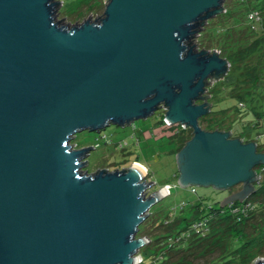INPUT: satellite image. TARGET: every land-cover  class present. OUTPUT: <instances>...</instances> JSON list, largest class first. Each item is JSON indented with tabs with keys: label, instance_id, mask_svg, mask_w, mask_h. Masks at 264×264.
Masks as SVG:
<instances>
[{
	"label": "water",
	"instance_id": "obj_1",
	"mask_svg": "<svg viewBox=\"0 0 264 264\" xmlns=\"http://www.w3.org/2000/svg\"><path fill=\"white\" fill-rule=\"evenodd\" d=\"M224 2L108 0L99 18L71 24L60 0H0V264H138L150 241L140 225L167 190L147 194L155 182L138 162L88 173L95 147L72 139L161 108L193 131L176 153L182 187L242 186L221 206L256 191L257 143L200 125L208 80L231 63L190 40Z\"/></svg>",
	"mask_w": 264,
	"mask_h": 264
},
{
	"label": "rangeland",
	"instance_id": "obj_2",
	"mask_svg": "<svg viewBox=\"0 0 264 264\" xmlns=\"http://www.w3.org/2000/svg\"><path fill=\"white\" fill-rule=\"evenodd\" d=\"M60 1L62 2V8L59 12L58 19L64 21L69 20L71 24L81 23L90 17L93 20L99 18L103 15L106 6L105 0ZM254 1L256 3L258 2L257 6L254 7L261 9L256 11L259 16L261 15V19L256 20L254 29L249 32L243 30L240 32H232L233 37L225 36L227 31L221 32L220 35L224 34L225 37L223 42H229L231 45H237V43L243 45L245 39L252 42L255 35L256 37L261 35L263 37L262 49L258 52H261L263 56L261 63L264 65V0ZM245 2L247 11L253 8L251 0H245ZM243 6L242 0H226V9H228V11L233 10V14L226 12V17L220 20L225 28H228L232 24V17L234 15L237 16L241 13H236L234 10L240 9V11H243L245 9ZM249 16H251V14ZM217 24L218 23H214V25ZM213 32L212 30L207 31L205 35L200 37L199 42L201 46H205V48L211 51H218L221 56H228L224 49L225 46H219L217 40L213 38ZM248 33L250 35L249 39H247ZM241 38H244L242 43L240 41ZM258 60V57L249 58L247 60V62H249L247 67L251 68L253 65H258ZM241 73L242 72L238 69L234 70L231 75L232 77L229 76L225 78L223 83H237L238 81L235 77H239ZM247 74L245 73L243 78H246ZM210 82H212V84L209 83L210 87L216 83L213 79H211ZM243 82L244 86L238 85L232 93L233 96L235 95V98L229 95L228 88H226L227 94H223L221 93L222 87H214L215 98L212 100L211 114L204 117V126L210 127V125H213L214 127L226 128L232 132V136L233 133L235 136L241 135L248 138L251 136L257 145H260L262 148V146H264V81L262 83L258 82L257 85H255L257 88H254L255 86H250L245 81ZM261 85L262 88H259ZM258 88L259 90L257 91ZM219 89H221L220 92H218ZM211 93H213V91ZM255 121L258 122L255 124ZM258 123L259 125H257ZM181 130H184L181 124L169 125L166 123L165 108H161L147 119L137 120L132 125H110L101 132L89 130L78 132L72 139V145L74 148H86L92 145L95 147L86 158L88 164L84 167V170H87L88 173L97 172L99 169H127L135 162H138L147 169L146 179L155 182V186L152 187L147 194L161 188L167 190L168 187L170 193L159 203L154 205V208L152 207L153 210L147 217L148 220L150 216H153L155 212L161 209L163 210L160 216H164L165 212H169V210L178 207V205L185 200H187L188 203L190 201H196L198 197L202 196L204 197L205 205H215L217 202L221 203L227 195V191L216 190L211 186H195L197 192H192L191 187H182L178 183L177 174L179 173V166L176 154H173V150L177 142H183V138L180 137ZM189 132L190 131H188V134H190ZM261 167L262 165L256 167L258 183H262L256 199L258 196L264 197V170H262ZM235 188L237 189L238 187ZM249 197L247 199H249ZM188 211L189 210L186 208L182 212L183 216L189 215ZM147 220L144 221V223L146 222L145 230L138 233V237H147V234L150 233L162 234L159 233L160 230H158L159 227L156 226V222H149ZM258 220L259 221L255 223L256 228L253 225L246 228L244 231L246 238L251 240L250 260L246 261L245 264H256L259 260H264V217L258 218ZM261 234L263 235L262 238L259 237ZM219 245L226 244L219 242ZM220 248V246L212 248L214 250L205 255H192L189 253L186 255L185 260L184 258H180L179 254H176V256L172 254L170 260L164 264H211L215 259L219 258ZM147 251L148 254L154 252L153 248H148ZM165 251L168 254V251ZM157 256L152 263H149L148 260L143 261L140 259L141 261L138 264H157L158 259L164 257V254Z\"/></svg>",
	"mask_w": 264,
	"mask_h": 264
},
{
	"label": "trees",
	"instance_id": "obj_3",
	"mask_svg": "<svg viewBox=\"0 0 264 264\" xmlns=\"http://www.w3.org/2000/svg\"><path fill=\"white\" fill-rule=\"evenodd\" d=\"M242 2L244 5L243 8L245 9H242L243 11H240V9L234 10L236 13H241L232 17V24L228 28H225L222 22H218L219 25L217 27H213L212 29V31H214L213 38L217 40L219 46H225L224 49H228L226 52V55L228 56H226V58L230 61L232 69H230L228 76H231L233 71L237 69L242 72L239 77H235L238 81L237 83L227 84L223 82H217L215 84V86L222 87V91L219 89L218 92L221 91V93L227 94L226 88H228L229 95L234 98L235 95L233 96L232 93L235 91V88L238 85L244 86L243 81H245L250 86H255L258 82L262 83L264 81V65L261 63L263 56L261 52H258L260 49H262L263 37L261 35L258 37L255 35L252 42L245 39L243 45L240 43H237V45H231L229 42H223L225 36L233 37L232 32H240L241 30L249 32L255 27L256 20H251L249 15L253 13L255 14L256 11L261 10L257 7H254L257 6L258 2L256 3L254 0H251V5L253 8L249 9L248 11L245 6V0H242ZM227 12L233 14V10ZM257 16L261 19V15L259 16L257 13ZM224 31H227L225 36L224 34L220 35V33ZM249 37L250 35L248 33L247 39H249ZM242 40H244V38H241V43ZM253 57H258V65H253L251 68H249L247 67L249 65L247 60ZM245 73H248L247 77L243 78ZM254 88H257V86ZM259 88H262V85ZM209 91H213L214 93L215 89L213 88L212 90L211 87ZM204 121L205 118L202 117L200 119V125L206 130L213 131L219 129L223 131H229L226 128L223 129L218 126L214 127L213 125H210V127H205ZM257 122L258 121H255L254 123L256 124ZM257 125H259V123ZM184 130V132L182 130L180 131V137L183 138V142H177V145L173 150V154H176L181 148H183L186 142L189 141L193 136V131L191 128ZM188 131H190V134H188ZM233 136L239 137L245 142L255 141L251 136L250 138L243 137L241 135L235 136L234 133ZM258 148L260 152H264V146L261 148V146L258 145ZM261 169L264 170V165H262ZM178 177L179 173L177 174V178ZM261 186L262 183L260 184V182L255 184L256 191L249 197V199H246L243 202L236 201L226 206H221L220 202H217L215 205H205L204 197L200 196L196 201H190L188 203L187 200L182 201L185 203V206L182 207L181 202L178 207L169 210V212H165V215L162 217L160 216V213L163 209L155 212L153 216H150L148 220H146L149 222H156V226L159 227L158 230H160L159 233L162 234H147V237L150 241L140 249L139 255L142 257L143 261L148 260L149 263H152V261L158 257L157 255L164 254V257L158 259L157 263L164 264L170 260L172 254L175 256L176 254H179L180 258H184L185 260L186 255L189 253L192 255H205L214 250L212 248L220 246V256L211 264H227L232 262L234 264H245L246 261L250 260L249 256L251 252V240L246 238L244 231L246 228H249L253 225L256 228L255 223L259 221L258 218L264 217V197L258 196L256 199V196L259 192L258 190L261 188ZM186 208L189 210V215L187 214L183 216L182 212ZM199 223H202V225L199 226ZM145 227L146 222L140 225L139 233L144 231ZM259 237L262 238L263 235L261 234ZM219 242H223V244L226 245H219ZM148 248H153L154 252L148 254ZM165 250L168 251V254Z\"/></svg>",
	"mask_w": 264,
	"mask_h": 264
},
{
	"label": "flooded vegetation",
	"instance_id": "obj_4",
	"mask_svg": "<svg viewBox=\"0 0 264 264\" xmlns=\"http://www.w3.org/2000/svg\"><path fill=\"white\" fill-rule=\"evenodd\" d=\"M225 2H226V0H225ZM225 2H224V8H226L225 7ZM228 11V9H226L224 12H222L221 14H218V15H216L215 17H213L212 19H209L207 22H205V23H201L200 25H199V28L197 29V32H196V34L191 38V40H190V45L192 46V47H194V50H203V49H206V50H210V49H208V48H205V46H201V43L199 42L200 41V37L201 36H203V35H205L206 33H207V31H210V30H212L213 29V27H217L219 24H217V25H214V23H218V22H220V20L222 19H224L225 17H226V12ZM211 51V50H210ZM225 52H227V50H225ZM222 57H224V56H222ZM224 58H226V57H224ZM230 69H231V66H230ZM226 78L227 77H229L228 76V74L225 76ZM225 77H223V78H221L220 80H217L216 81V83L218 82H223L224 80V78ZM211 79H213V78H210L209 80H208V84H209V82H210V80ZM215 83V84H216ZM215 84L212 86V90H213V88H214V86H215ZM211 88V87H210ZM207 95H209L210 96V102L212 103V100L215 98V93H211V91H209L208 92V94ZM199 103H202V101H198ZM209 114H211V112L209 113ZM239 138V137H238ZM259 149V148H258ZM260 150H262V149H260ZM238 188L236 189V188H232V189H230V190H228L227 191V195L226 196H228V195H230V194H232V193H234V192H236V191H239L241 188H242V186H237Z\"/></svg>",
	"mask_w": 264,
	"mask_h": 264
},
{
	"label": "built area",
	"instance_id": "obj_5",
	"mask_svg": "<svg viewBox=\"0 0 264 264\" xmlns=\"http://www.w3.org/2000/svg\"><path fill=\"white\" fill-rule=\"evenodd\" d=\"M107 1H108V0H105V3H107ZM250 19L253 20V21H255V20H259L260 18L257 16V13H256V15L253 13V14H251V16H250ZM166 123H167V122H166ZM167 124H169V123H167ZM169 125H171V124H169ZM183 128H184V129H187V128L184 127V126H183ZM170 188H171V187H170ZM191 190H192V192H196V188H195V187H191ZM167 192H168V194L170 193L168 187H167ZM181 206H182V207L185 206V203L182 202V203H181ZM201 225H202V223H199V226H201ZM141 259H142V258H141Z\"/></svg>",
	"mask_w": 264,
	"mask_h": 264
},
{
	"label": "bare ground",
	"instance_id": "obj_6",
	"mask_svg": "<svg viewBox=\"0 0 264 264\" xmlns=\"http://www.w3.org/2000/svg\"><path fill=\"white\" fill-rule=\"evenodd\" d=\"M135 167L138 169V171L141 173V174H144L145 172H146V167L144 166V165H142V164H139V163H137L136 165H135Z\"/></svg>",
	"mask_w": 264,
	"mask_h": 264
},
{
	"label": "crops",
	"instance_id": "obj_7",
	"mask_svg": "<svg viewBox=\"0 0 264 264\" xmlns=\"http://www.w3.org/2000/svg\"><path fill=\"white\" fill-rule=\"evenodd\" d=\"M140 164V163H139Z\"/></svg>",
	"mask_w": 264,
	"mask_h": 264
}]
</instances>
